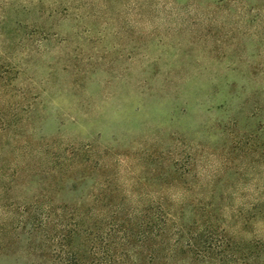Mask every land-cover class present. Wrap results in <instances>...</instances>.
<instances>
[{"label":"rangeland","instance_id":"1","mask_svg":"<svg viewBox=\"0 0 264 264\" xmlns=\"http://www.w3.org/2000/svg\"><path fill=\"white\" fill-rule=\"evenodd\" d=\"M123 201L157 264H264V0H0V264H112Z\"/></svg>","mask_w":264,"mask_h":264},{"label":"trees","instance_id":"2","mask_svg":"<svg viewBox=\"0 0 264 264\" xmlns=\"http://www.w3.org/2000/svg\"><path fill=\"white\" fill-rule=\"evenodd\" d=\"M73 157L75 156L70 155V158L60 157V153L53 155V158L50 160V164L55 166L54 170L43 172V174L47 177L52 175L55 176V182L52 180V183H55V189L46 192V200L53 202L55 192H63V184H65L64 181H66L67 173L70 170L77 169V167L70 164L72 161L71 158ZM24 179L25 178L23 177H18L20 182ZM70 183H73V181ZM126 203L127 201H123L119 204L117 209L112 214L111 219L114 223L112 233H110L111 230H109L105 235L98 233L97 237H101L104 240L102 242H108L112 235V253L104 251V255L107 258L112 259V264H122L130 262V260H138L137 252L138 250H143V253H145V256L147 257V261H145L144 264H157L161 259V256L159 257L162 250L161 241L163 240L164 233L168 229V225L172 220L171 218L173 215L168 211L155 215L147 213L140 214L136 210L126 211ZM51 214V216H56V219L53 221L57 224V227L59 225L63 226L69 222L65 218L64 213ZM74 214L76 215H74V219H72L73 222H69L70 227L73 230L71 229V234L67 236L70 237L71 240L77 239L83 225L82 214L79 209L75 210ZM80 218L82 222L79 221ZM84 225L86 226L85 222ZM63 236L65 238V235ZM95 242L97 241L95 240ZM127 247L132 248L135 255L131 256ZM109 250L110 249H108V251ZM73 252L74 258L72 262H74V264H87L85 261L81 260L78 253L75 251ZM72 262L68 261L67 264H72Z\"/></svg>","mask_w":264,"mask_h":264}]
</instances>
